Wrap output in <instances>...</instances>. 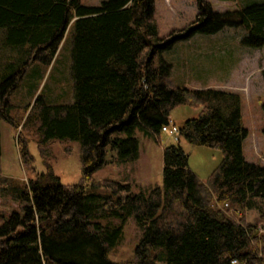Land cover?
I'll use <instances>...</instances> for the list:
<instances>
[{"label": "trees", "instance_id": "trees-1", "mask_svg": "<svg viewBox=\"0 0 264 264\" xmlns=\"http://www.w3.org/2000/svg\"><path fill=\"white\" fill-rule=\"evenodd\" d=\"M197 8L195 22L161 38L155 0H0V122L33 129L42 152L68 139L80 142L83 155L81 180L63 184L50 162L36 169L33 139L19 133V158L31 174L23 181L0 169V190L21 202L8 216L0 212V264H264V232L245 215L257 208L264 219V165L244 155L241 93L171 86L172 64L155 63L178 40L226 26L243 27L245 47H264V2L219 12L197 0ZM69 36L74 102L50 103L39 94L14 105L9 98L28 68L37 60L54 64ZM180 104L201 108L181 123L180 136L223 152L206 182L180 144L163 149L160 187L136 193L128 182L94 177L109 148L118 163L135 161L137 129L160 133ZM1 137L0 124V156ZM130 216L143 236L134 260L115 262L108 255Z\"/></svg>", "mask_w": 264, "mask_h": 264}, {"label": "rangeland", "instance_id": "rangeland-1", "mask_svg": "<svg viewBox=\"0 0 264 264\" xmlns=\"http://www.w3.org/2000/svg\"><path fill=\"white\" fill-rule=\"evenodd\" d=\"M103 0H81L86 5L100 4ZM216 11L244 7L250 3L264 0H208ZM199 9L197 0H155V18L159 25L158 35L163 38L172 30L185 29L195 22ZM246 34L243 27H224L216 33H197L189 39L178 40L172 48L156 56L155 63L161 60L172 64V73L168 77L171 86L186 85L203 88L217 87L240 92L242 95L243 121L249 134L244 141V155L249 162L264 165V47L254 49L241 43ZM54 64L47 66L37 60L24 75L20 86L10 96L15 105L25 106L33 102L39 94L48 102H74V79L72 71V38L64 42ZM61 44V45H62ZM23 108L18 110L21 114ZM201 108L189 104H180L171 110V127H178L183 121L198 116ZM0 169L7 176L27 181L30 176L19 158L17 140L19 133L33 139L29 146L36 158L38 171L45 170V161L50 162L63 184H77L83 174L82 145L79 141L55 140L40 151L35 134L17 128L6 120L1 121ZM140 141L139 157L135 161L118 163L116 150L109 148L107 162L98 169L94 177L98 180L109 178L128 182L134 192L148 191L163 185V149L170 144H180L189 156L190 168L206 182L211 172L221 163L223 152L218 147L191 144L179 133L161 131L156 135H145L137 129ZM21 202L11 194L0 190V212L7 215L19 210ZM226 207V206H225ZM233 213V212H232ZM236 217V214H232ZM246 219L257 223L264 230V219L257 208L245 212ZM118 222V219H114ZM123 238L116 249L109 253V259L118 262L134 260L136 246L142 238L143 230L136 224L134 216L125 223ZM159 264H165L160 262ZM238 264V263H236Z\"/></svg>", "mask_w": 264, "mask_h": 264}, {"label": "built area", "instance_id": "built-area-1", "mask_svg": "<svg viewBox=\"0 0 264 264\" xmlns=\"http://www.w3.org/2000/svg\"><path fill=\"white\" fill-rule=\"evenodd\" d=\"M162 130H163L164 132H168V133H169V132H170V133H179V132H180V128H179L175 123H173L171 127L169 126V124L164 125V126L162 127ZM260 230H261L262 232H264V230H262V228H260ZM235 263H237V260H234L232 264H235Z\"/></svg>", "mask_w": 264, "mask_h": 264}]
</instances>
